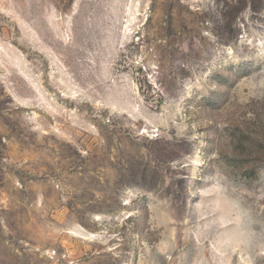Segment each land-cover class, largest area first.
<instances>
[{
	"label": "rangeland",
	"instance_id": "rangeland-1",
	"mask_svg": "<svg viewBox=\"0 0 264 264\" xmlns=\"http://www.w3.org/2000/svg\"><path fill=\"white\" fill-rule=\"evenodd\" d=\"M0 264H264V0H0Z\"/></svg>",
	"mask_w": 264,
	"mask_h": 264
}]
</instances>
